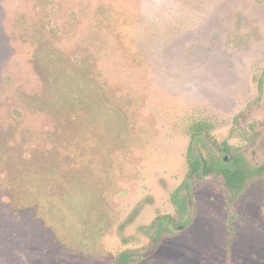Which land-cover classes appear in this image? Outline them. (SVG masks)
Listing matches in <instances>:
<instances>
[{
	"label": "rangeland",
	"instance_id": "1",
	"mask_svg": "<svg viewBox=\"0 0 264 264\" xmlns=\"http://www.w3.org/2000/svg\"><path fill=\"white\" fill-rule=\"evenodd\" d=\"M56 59L101 77L126 117L102 230L87 257L54 264H116L123 251L132 264H264V0H0V130L50 126ZM197 122L212 127L215 142L199 144L217 167L188 190ZM224 159L246 173L231 223Z\"/></svg>",
	"mask_w": 264,
	"mask_h": 264
},
{
	"label": "trees",
	"instance_id": "2",
	"mask_svg": "<svg viewBox=\"0 0 264 264\" xmlns=\"http://www.w3.org/2000/svg\"><path fill=\"white\" fill-rule=\"evenodd\" d=\"M53 62L52 76L59 81L45 101L50 126L35 129L22 122L0 130V264H54L65 256L87 257L89 242L102 230L96 234L108 198L104 176L111 175L112 153L125 144L126 116L112 102L102 78L70 68L63 59ZM263 87L261 80V91ZM211 129L207 122L190 128L188 190L190 181L216 173V161L199 144L214 140ZM218 146L222 152L230 150L226 142ZM222 164L231 223L232 204L244 188L246 173L228 167L225 159ZM170 220L168 215L156 218L158 238ZM136 257L123 251L116 264H132Z\"/></svg>",
	"mask_w": 264,
	"mask_h": 264
},
{
	"label": "flooded vegetation",
	"instance_id": "3",
	"mask_svg": "<svg viewBox=\"0 0 264 264\" xmlns=\"http://www.w3.org/2000/svg\"><path fill=\"white\" fill-rule=\"evenodd\" d=\"M256 129V128H255ZM263 149H264V143H263Z\"/></svg>",
	"mask_w": 264,
	"mask_h": 264
}]
</instances>
